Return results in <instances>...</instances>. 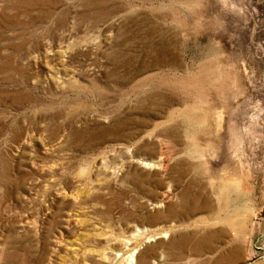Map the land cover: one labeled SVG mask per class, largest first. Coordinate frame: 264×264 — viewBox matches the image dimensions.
Here are the masks:
<instances>
[{
  "label": "rangeland",
  "instance_id": "374dc122",
  "mask_svg": "<svg viewBox=\"0 0 264 264\" xmlns=\"http://www.w3.org/2000/svg\"><path fill=\"white\" fill-rule=\"evenodd\" d=\"M0 264H264V0H0Z\"/></svg>",
  "mask_w": 264,
  "mask_h": 264
}]
</instances>
